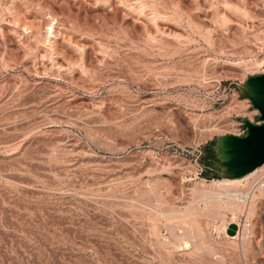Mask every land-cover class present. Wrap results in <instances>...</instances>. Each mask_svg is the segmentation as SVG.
<instances>
[{
  "label": "rangeland",
  "instance_id": "rangeland-1",
  "mask_svg": "<svg viewBox=\"0 0 264 264\" xmlns=\"http://www.w3.org/2000/svg\"><path fill=\"white\" fill-rule=\"evenodd\" d=\"M262 73L264 0H0V264H264Z\"/></svg>",
  "mask_w": 264,
  "mask_h": 264
},
{
  "label": "water",
  "instance_id": "water-1",
  "mask_svg": "<svg viewBox=\"0 0 264 264\" xmlns=\"http://www.w3.org/2000/svg\"><path fill=\"white\" fill-rule=\"evenodd\" d=\"M245 95L259 111L261 123L243 119L245 135H224L214 146L218 163L228 178H242L264 165V73L249 76Z\"/></svg>",
  "mask_w": 264,
  "mask_h": 264
},
{
  "label": "bare ground",
  "instance_id": "bare-ground-1",
  "mask_svg": "<svg viewBox=\"0 0 264 264\" xmlns=\"http://www.w3.org/2000/svg\"><path fill=\"white\" fill-rule=\"evenodd\" d=\"M51 30H52V28H51ZM264 171V165H262V166H260V167H258L257 169H255L254 171H252L251 173H249V174H247V175H245L244 177H242V178H235V179H229V178H227V179H219V180H214L213 182L215 183V185H218V186H220V185H224L225 186V188L227 187V186H230V188H231V186H233V187H237L239 184H240V182L242 181V179L244 180V179H251V178H254V179H256L260 174H261V172H263ZM211 183H212V181H211ZM214 185V184H213ZM223 186V187H224ZM223 187H222V189H223ZM224 188V189H225ZM229 189V188H228ZM258 189L261 191H263L264 190V183L263 184H260L259 185V187H258ZM207 190V189H206ZM230 190V189H229ZM228 190V191H229ZM196 191V190H195ZM210 192V194H211V192H213V190L212 191H209ZM226 192H227V190H226ZM213 193H215V192H213ZM209 194V193H208ZM241 194V193H240ZM240 194H238V193H232V192H228L227 194H224V195H228V196H230V197H235V198H239V199H241V198H244V197H242V196H240ZM252 194V193H251ZM222 195V194H221ZM244 195V194H243ZM248 195H249V193H248ZM208 196V195H207ZM223 196V195H222ZM245 197L247 196L246 194L244 195ZM256 196V193H253L252 194V198L253 197H255ZM211 197V196H210ZM214 197V196H213ZM249 197V196H248ZM215 198V197H214ZM218 199H219V197H217ZM221 198V197H220ZM250 198V197H249ZM244 200V199H243ZM223 204V203H222ZM221 204V205H222ZM228 205H230L233 209H239L240 208V204H238V203H236V202H228L227 203ZM225 207H226V205H225ZM232 237V236H231ZM234 237V236H233Z\"/></svg>",
  "mask_w": 264,
  "mask_h": 264
},
{
  "label": "built area",
  "instance_id": "built-area-1",
  "mask_svg": "<svg viewBox=\"0 0 264 264\" xmlns=\"http://www.w3.org/2000/svg\"><path fill=\"white\" fill-rule=\"evenodd\" d=\"M254 123H261V121L259 120L258 122H254ZM241 131L238 133V135H245L246 133V128L244 127V124H242L241 127ZM264 183V174L261 176V178L254 184L253 186V190H257L260 184Z\"/></svg>",
  "mask_w": 264,
  "mask_h": 264
},
{
  "label": "trees",
  "instance_id": "trees-1",
  "mask_svg": "<svg viewBox=\"0 0 264 264\" xmlns=\"http://www.w3.org/2000/svg\"><path fill=\"white\" fill-rule=\"evenodd\" d=\"M212 154H213V156H215L216 155V153H215V151L212 149Z\"/></svg>",
  "mask_w": 264,
  "mask_h": 264
}]
</instances>
